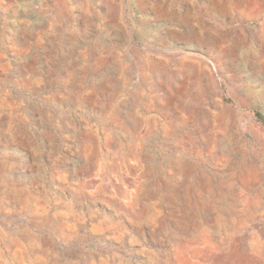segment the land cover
Wrapping results in <instances>:
<instances>
[{
    "label": "rangeland",
    "instance_id": "obj_1",
    "mask_svg": "<svg viewBox=\"0 0 264 264\" xmlns=\"http://www.w3.org/2000/svg\"><path fill=\"white\" fill-rule=\"evenodd\" d=\"M0 264H264V0H0Z\"/></svg>",
    "mask_w": 264,
    "mask_h": 264
},
{
    "label": "trees",
    "instance_id": "obj_2",
    "mask_svg": "<svg viewBox=\"0 0 264 264\" xmlns=\"http://www.w3.org/2000/svg\"><path fill=\"white\" fill-rule=\"evenodd\" d=\"M257 117H258L259 119H261V120L263 119L262 116H261L260 114H257Z\"/></svg>",
    "mask_w": 264,
    "mask_h": 264
}]
</instances>
